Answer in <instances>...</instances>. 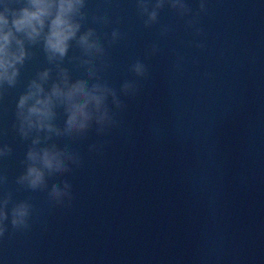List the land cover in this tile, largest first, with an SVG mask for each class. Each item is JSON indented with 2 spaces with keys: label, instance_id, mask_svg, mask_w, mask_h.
I'll return each instance as SVG.
<instances>
[{
  "label": "water",
  "instance_id": "95a60500",
  "mask_svg": "<svg viewBox=\"0 0 264 264\" xmlns=\"http://www.w3.org/2000/svg\"><path fill=\"white\" fill-rule=\"evenodd\" d=\"M187 3L195 15L199 0ZM86 10L85 28L96 27L101 39L113 28L123 34L111 46L105 41L104 78L116 88L134 79L142 90L122 97L128 107L118 128L69 143L84 161L60 178L73 185L75 200L52 207L46 190L15 183L28 148L12 127L15 103L48 66L36 49L0 100V143L14 149L0 160L9 177L0 192L30 196L35 206L29 229L13 233L9 225L0 239V264H264V0H207L199 36L187 26L191 17L169 6L151 27L136 0H88ZM93 15L112 23L93 24ZM154 44L159 52L148 57ZM138 59L147 78L129 71ZM65 63L74 78L84 74ZM92 143L103 150L90 152Z\"/></svg>",
  "mask_w": 264,
  "mask_h": 264
},
{
  "label": "clouds",
  "instance_id": "9594fccd",
  "mask_svg": "<svg viewBox=\"0 0 264 264\" xmlns=\"http://www.w3.org/2000/svg\"><path fill=\"white\" fill-rule=\"evenodd\" d=\"M87 4L88 0H0V100L20 82L21 70L36 56V49L42 50L48 63L28 81L16 100L12 127L21 140L28 142L20 161L24 170L15 178L17 190H46L52 207L71 208L75 200L73 185L60 178L83 167L84 161L69 143L86 140L92 131L106 136L118 128L121 121L117 116L128 107L122 97L135 98L142 90L137 80L126 79L116 88L102 75L110 67L105 41L111 46L123 34L113 28L110 37L105 32L101 39L96 27L85 28L89 21ZM165 6L181 18L191 17L187 26L195 29L197 36L203 33L197 25L200 13L207 12V0H199L195 15L187 0H136L145 27L158 22ZM91 19L101 27L112 23L107 15H93ZM169 31L168 26H163L161 35ZM196 46L204 47L202 43ZM73 48L78 49V54L69 55ZM158 52L154 44L147 56ZM66 60L82 68L84 74L74 78ZM129 71L137 78L149 76L148 66L139 59ZM60 116L62 123L58 122ZM61 138L68 143L61 145ZM103 147L92 143L88 150L101 152ZM13 151L11 144L0 143V160ZM53 177L58 182L49 186ZM8 183L7 173H0V185ZM34 208L30 196L17 200L12 190L0 192V239L9 225L13 233L29 229Z\"/></svg>",
  "mask_w": 264,
  "mask_h": 264
}]
</instances>
